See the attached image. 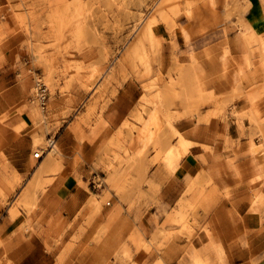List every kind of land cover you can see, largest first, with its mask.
<instances>
[{"label": "rangeland", "instance_id": "rangeland-1", "mask_svg": "<svg viewBox=\"0 0 264 264\" xmlns=\"http://www.w3.org/2000/svg\"><path fill=\"white\" fill-rule=\"evenodd\" d=\"M231 116L263 179L264 0H0V264H225L205 169L159 195Z\"/></svg>", "mask_w": 264, "mask_h": 264}, {"label": "crops", "instance_id": "crops-1", "mask_svg": "<svg viewBox=\"0 0 264 264\" xmlns=\"http://www.w3.org/2000/svg\"><path fill=\"white\" fill-rule=\"evenodd\" d=\"M261 19L260 16L257 17L255 24L260 23ZM237 104L241 109V101ZM220 125L218 123L216 127L211 126L203 141L190 138L195 143L191 147V152L195 154L194 156L205 154L206 164L197 159L187 166V160L185 158L181 160L179 169L163 182V190L159 197L167 203L171 201L176 203L186 189L183 178L186 176L187 167L192 168L193 174L199 168H204L205 177L207 181L211 180V183L206 187L204 193L206 199L198 213L201 216L200 222L206 225V230L216 233V239L212 240L221 244L226 258L224 263L264 264V205L258 214L251 211V197L254 193L251 185L252 183L262 185L257 189L264 194V178L256 179L253 156L249 154L250 133L247 132L245 135L247 138H242L241 127L233 116L223 128ZM203 144L211 147L212 153H205L201 146ZM182 168L185 169L183 174ZM201 200L202 197H199L198 201ZM203 232L205 230L201 229L200 233ZM205 235L204 242H200L198 238L195 240L196 248H201L202 243L206 247L212 246L206 232ZM168 264L179 263L175 260Z\"/></svg>", "mask_w": 264, "mask_h": 264}, {"label": "bare ground", "instance_id": "bare-ground-1", "mask_svg": "<svg viewBox=\"0 0 264 264\" xmlns=\"http://www.w3.org/2000/svg\"><path fill=\"white\" fill-rule=\"evenodd\" d=\"M154 21H153V19H151V21H150V23L146 26V29L145 30H143L142 32V36L144 37V33L147 31V33H149L150 35H152V33H153V30H152V23H153ZM33 107V106H32ZM38 141V140H37ZM55 142L53 141L52 143H51V146H52V150H50V153L51 152H54L55 154H60V151H59V149H58V147L56 146V144H54ZM183 144H186V142H185V140H183ZM36 153V154H35ZM37 154H39V155H41V157H42V155H43V153H40V152H34V157L35 158H37L36 157V155ZM254 156H256L255 157V161L257 162V163H259V164H264V149L263 148H259V149H254ZM54 155V154H53ZM52 155V156H53ZM38 159V158H37ZM50 161H52V160H50ZM50 163V162H49ZM258 164V165H259ZM48 166H49V164L47 163L46 165H44V166H42L41 168H40V173H44L46 170H47V168H48ZM50 166H51V164H50ZM260 166V165H259Z\"/></svg>", "mask_w": 264, "mask_h": 264}, {"label": "built area", "instance_id": "built-area-1", "mask_svg": "<svg viewBox=\"0 0 264 264\" xmlns=\"http://www.w3.org/2000/svg\"><path fill=\"white\" fill-rule=\"evenodd\" d=\"M36 157H37V158H40V157H41V155L37 154V155H36Z\"/></svg>", "mask_w": 264, "mask_h": 264}]
</instances>
